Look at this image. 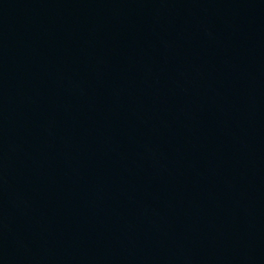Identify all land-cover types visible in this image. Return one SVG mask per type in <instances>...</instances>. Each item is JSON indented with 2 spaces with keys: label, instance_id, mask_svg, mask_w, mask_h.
<instances>
[{
  "label": "water",
  "instance_id": "1",
  "mask_svg": "<svg viewBox=\"0 0 264 264\" xmlns=\"http://www.w3.org/2000/svg\"><path fill=\"white\" fill-rule=\"evenodd\" d=\"M0 264H264V0H0Z\"/></svg>",
  "mask_w": 264,
  "mask_h": 264
}]
</instances>
